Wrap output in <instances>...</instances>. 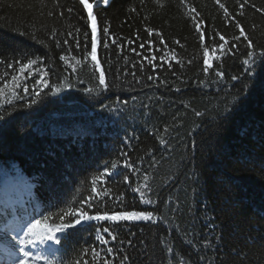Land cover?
Instances as JSON below:
<instances>
[{
	"label": "trees",
	"instance_id": "16d2710c",
	"mask_svg": "<svg viewBox=\"0 0 264 264\" xmlns=\"http://www.w3.org/2000/svg\"><path fill=\"white\" fill-rule=\"evenodd\" d=\"M88 2L96 16L97 59L110 86L99 101L79 91L94 84L98 72L93 74L90 56L85 61L91 25L86 13L78 11V0H0V81L7 85L0 83V116L11 114V122L0 129V165L15 164L36 185L32 196L25 194L24 199L32 206L39 202L45 215L79 207L84 198L100 197L104 188L110 207L119 197L129 211H154L156 222H119L112 228L116 240L106 246L113 248L114 256H106L104 246L95 240V222L85 228L78 225L67 255L58 253L60 264H103L104 259L121 264L125 256L126 264H264V60H257L249 77L243 64L245 45L233 41L239 35V21L254 44H264V13L256 10L264 8V0H248L243 16L239 12L244 0H184L188 8L180 7V0H160L164 7L157 0ZM189 9L199 13L197 27L186 14ZM31 35L44 39L47 46ZM105 42L108 48L103 47ZM22 53L37 60L23 74L19 66L27 59ZM205 66H210L207 74ZM218 71L224 73L222 79ZM12 75L21 84L15 89L18 96L24 95L27 77L29 95L24 100L11 95ZM65 76L74 87L46 96L31 109L22 108L32 98L37 80L62 83ZM77 79L85 83L76 85ZM10 99L12 105L7 104ZM118 99L127 101L119 114L102 110V104ZM226 108L231 112L225 121L221 115ZM69 118L89 134L55 139L47 134L52 123ZM37 128L46 134L34 131ZM122 152L128 153L137 172L125 167ZM105 166L111 175L104 174ZM145 173L149 175L145 199L150 198L152 205H144L134 191L144 188ZM93 176L99 177L95 192ZM206 243L210 246L204 247ZM92 247L100 253L95 261ZM83 248H89L87 256Z\"/></svg>",
	"mask_w": 264,
	"mask_h": 264
},
{
	"label": "snow or ice",
	"instance_id": "6c2138e0",
	"mask_svg": "<svg viewBox=\"0 0 264 264\" xmlns=\"http://www.w3.org/2000/svg\"><path fill=\"white\" fill-rule=\"evenodd\" d=\"M95 2V0H94ZM107 4L108 0H104ZM143 3V0H141ZM157 3H160V0H157ZM248 3V0H244L243 4H240L239 15H244V7ZM80 13H86V20L90 22L91 25V44L90 52L86 50L85 61L88 57H91L93 74L96 76L95 83L91 86H84L79 88V91L82 92L88 99L99 101L103 95L109 91V84L106 81L105 70L101 67L100 61L97 59V38H96V16L92 13V5L89 4L88 0H78ZM161 7H164L160 3ZM180 7L188 8L184 3V0H180ZM255 7V5H252ZM219 8L223 10L224 16L226 19H230L227 8L223 3L219 4ZM258 12L264 13V8H257ZM69 12H73V9H68ZM135 11V9H132ZM187 16L193 20V26L197 27V17L199 13H196L194 9H189L187 11ZM51 15V13H50ZM62 15V13H61ZM83 19L84 16H81ZM236 28L239 29V35L233 36V41L241 42L245 45L246 51L244 55L243 64L247 65L246 73L249 77L253 76V68L256 65L257 60H264V44H254L252 38L245 34L244 29L241 27L239 21H236ZM104 38L109 36V28L107 26L102 29ZM152 30L148 29L149 35H151ZM79 33V29H77ZM23 35V33H21ZM85 42L87 44V37L89 33L85 32ZM159 35V33H157ZM241 37L243 40L241 41ZM52 38L56 40V44L59 47L60 41L56 39V33L52 32ZM31 39L35 40L37 43L43 46H47L44 39L38 38L35 35H31ZM219 39L223 41L224 36H220ZM67 44V40L64 41ZM115 43V41H113ZM150 43V42H149ZM161 43L163 40L161 39ZM178 43V42H177ZM77 48L80 47V41L76 40ZM142 48L143 44L140 45ZM104 48H108V43L103 44ZM220 48H224V44L219 45ZM235 47L233 44L228 50L231 51ZM257 48L261 50L256 51ZM205 55H207L208 49H204ZM23 57L27 59V63H21L19 66V73L23 74L25 69L31 68L32 65L37 63L36 59H28L27 53H22ZM175 58V57H173ZM61 60H65V56L60 57ZM154 59V58H153ZM153 59H149L148 63L152 65L153 69L156 68V65L153 63ZM161 60H164V56L160 57ZM77 64H80L81 61L77 60ZM191 63V61H189ZM207 65V60H205ZM163 66V65H161ZM7 67L12 68L13 65L8 64ZM169 68L172 67L171 64L168 65ZM210 66H205L203 71L205 74L209 72ZM143 71V66H141ZM73 72L76 71L75 68L72 69ZM135 75V73H133ZM216 75L223 78L224 73L222 71L216 72ZM43 76H47V72L43 73ZM149 80H152L153 77L149 75L147 77ZM12 81H14L13 91L11 95L18 99L24 100L29 95V89L26 83L27 77H24L25 83L23 84V96H18L15 89L21 87L20 81L16 75L11 76ZM240 79L239 76H232V80ZM0 83H4L0 81ZM85 82L81 79H77L76 85H83ZM139 83V81H137ZM166 83V82H161ZM203 83V82H201ZM39 85V90H36V86ZM4 87H7L4 83ZM74 87L72 81L65 76L62 83H52L49 84L47 79L37 80L36 84L33 86L32 98L28 99L26 103L22 105V108L31 109L34 105H37L41 100L46 96H57L66 88ZM47 88L48 92H43V89ZM3 89L0 88V91ZM175 91L179 92L180 89L176 88ZM7 104L12 105V100H8ZM127 104V101L117 100L112 105L102 104V110L108 111L111 113L119 114L122 110V107ZM0 107H3L0 104ZM14 107V105H13ZM231 109H225L224 113L221 115L223 120H227L230 115ZM196 116H202L200 112L195 113ZM11 114L6 116H0V129H2L6 124L10 123L9 117ZM34 131L40 133L41 135L46 134L41 129L37 128ZM165 132L168 131L167 128L164 129ZM47 134H50L54 139L56 137H76L82 138L85 135H88L89 132L80 127L79 124L75 123L71 118L67 119L64 123H52ZM72 143H77L76 139L72 140ZM125 143H127V138H125ZM161 144H164L163 139L160 140ZM193 148H195V141H193ZM122 156L125 157V167L131 168L133 172H137L138 169L133 163L128 162V153L122 152ZM71 161L66 160V165H71ZM107 163V162H106ZM117 164L113 162L111 164V169L115 170ZM106 175H111L107 166H105ZM193 175H196V172H193ZM35 179V177H34ZM47 179V178H45ZM99 177H92V192L96 191V184ZM125 182H128V177H124ZM144 188H136L134 191L140 193V200L144 205H152L153 201L145 199V189H149V175L145 173L143 175ZM131 186V185H129ZM36 185L29 182L28 178L24 173L15 165L12 164L11 168H4L0 165V264H60V258L58 253L67 255V244L74 237L77 236V233L80 231V228H85L89 226L92 222H95V240L103 247L104 254L106 256H114L113 248L106 247L110 241H115L116 236L112 232V228L117 227L119 222H156L153 220L154 211L149 210H133L129 211L127 205L121 198H117L114 207H110L107 200L103 197L108 195V190L102 188L100 197L90 196L84 198L80 201V206L73 208L70 211H61L60 213L49 212L48 214H43L42 206L37 202L34 206L29 205L28 201L24 199L25 194L32 196V189ZM171 203V201H169ZM48 205L52 206L51 200L48 201ZM94 210V211H93ZM34 213H37L42 216L41 219H37L34 216ZM92 213V214H90ZM55 217V220H53ZM52 221L49 223V221ZM58 221V222H57ZM101 222H108V226H105ZM80 228H77V226ZM210 227H215L210 225ZM71 230V231H70ZM60 234V235H58ZM105 236L109 239H105ZM190 243V242H189ZM210 245L206 243L204 247H209ZM73 251H75L73 249ZM85 256L89 252V248H83L81 250ZM171 252V248L168 249ZM92 259L95 261L96 258L100 256V253L96 250L95 247L91 248ZM128 257L125 256L121 260V264H126ZM74 264H87V261H76ZM103 264H109L107 259L103 260Z\"/></svg>",
	"mask_w": 264,
	"mask_h": 264
}]
</instances>
